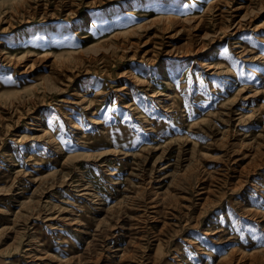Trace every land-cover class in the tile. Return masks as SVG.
Here are the masks:
<instances>
[{"label":"rangeland","instance_id":"obj_1","mask_svg":"<svg viewBox=\"0 0 264 264\" xmlns=\"http://www.w3.org/2000/svg\"><path fill=\"white\" fill-rule=\"evenodd\" d=\"M0 264H264V0H0Z\"/></svg>","mask_w":264,"mask_h":264},{"label":"bare ground","instance_id":"obj_2","mask_svg":"<svg viewBox=\"0 0 264 264\" xmlns=\"http://www.w3.org/2000/svg\"><path fill=\"white\" fill-rule=\"evenodd\" d=\"M39 126V125H38Z\"/></svg>","mask_w":264,"mask_h":264}]
</instances>
